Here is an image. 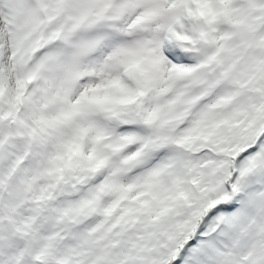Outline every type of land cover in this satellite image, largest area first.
<instances>
[{
  "label": "snow or ice",
  "instance_id": "snow-or-ice-1",
  "mask_svg": "<svg viewBox=\"0 0 264 264\" xmlns=\"http://www.w3.org/2000/svg\"><path fill=\"white\" fill-rule=\"evenodd\" d=\"M0 264H264V0H0Z\"/></svg>",
  "mask_w": 264,
  "mask_h": 264
}]
</instances>
